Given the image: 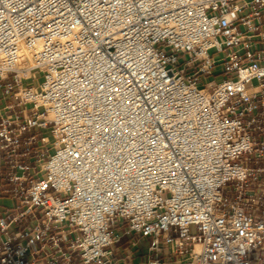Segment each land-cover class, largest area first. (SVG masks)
<instances>
[{"label": "built area", "instance_id": "2783aa9c", "mask_svg": "<svg viewBox=\"0 0 264 264\" xmlns=\"http://www.w3.org/2000/svg\"><path fill=\"white\" fill-rule=\"evenodd\" d=\"M0 91V264H264V0H0Z\"/></svg>", "mask_w": 264, "mask_h": 264}, {"label": "rangeland", "instance_id": "374dc122", "mask_svg": "<svg viewBox=\"0 0 264 264\" xmlns=\"http://www.w3.org/2000/svg\"><path fill=\"white\" fill-rule=\"evenodd\" d=\"M179 59L181 61L186 59V56H179ZM43 74L39 73L37 74V83H39L42 80ZM217 80L218 77H217ZM0 95H2V91H0ZM46 134L50 136V133L47 131ZM252 166H255L254 163H251ZM7 204H12L11 201L7 199ZM115 231L118 232V228H115ZM120 232V231H119ZM149 239L143 238L142 240L134 235H124L121 238V241L113 246V248H117V254L119 257L129 256V258L126 260L127 262H124L122 264H144L145 260L149 257L148 254V245H149ZM134 243L136 245H134ZM126 249V250H125ZM169 253V249H166L163 252V256L167 255Z\"/></svg>", "mask_w": 264, "mask_h": 264}, {"label": "crops", "instance_id": "0c3cea01", "mask_svg": "<svg viewBox=\"0 0 264 264\" xmlns=\"http://www.w3.org/2000/svg\"><path fill=\"white\" fill-rule=\"evenodd\" d=\"M7 199L9 201H11L12 204H7ZM2 202L4 203L5 206L9 207V208H14L16 207V202L9 196H5L4 198H2ZM118 256V254H116V257ZM118 258V257H117ZM121 258V257H119ZM127 262V261H126Z\"/></svg>", "mask_w": 264, "mask_h": 264}, {"label": "bare ground", "instance_id": "6f19581e", "mask_svg": "<svg viewBox=\"0 0 264 264\" xmlns=\"http://www.w3.org/2000/svg\"><path fill=\"white\" fill-rule=\"evenodd\" d=\"M27 60H28V64H31V62H32V61H31V60H32V57H31V56H28V57H27ZM25 68H26V66H22V67H21L22 71H24ZM25 72L27 73V71H25Z\"/></svg>", "mask_w": 264, "mask_h": 264}]
</instances>
